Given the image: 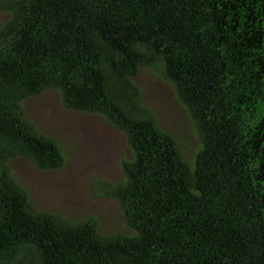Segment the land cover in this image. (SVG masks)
Wrapping results in <instances>:
<instances>
[{
	"label": "trees",
	"instance_id": "16d2710c",
	"mask_svg": "<svg viewBox=\"0 0 264 264\" xmlns=\"http://www.w3.org/2000/svg\"><path fill=\"white\" fill-rule=\"evenodd\" d=\"M0 264H264V0H0ZM170 82L194 126L184 158L135 83ZM57 90L132 158L98 181L128 232L34 205L11 170L63 160L23 102ZM56 139V140H55Z\"/></svg>",
	"mask_w": 264,
	"mask_h": 264
},
{
	"label": "rangeland",
	"instance_id": "374dc122",
	"mask_svg": "<svg viewBox=\"0 0 264 264\" xmlns=\"http://www.w3.org/2000/svg\"><path fill=\"white\" fill-rule=\"evenodd\" d=\"M7 17L0 12V26ZM134 79L142 104L155 115L160 128L175 138L184 158L191 160L198 148L197 135L173 85L157 69H140ZM23 106L32 122L58 140L63 156L59 166L48 170L22 158L10 160L32 203L71 218L91 214L103 232H128L116 201L102 196L97 188L98 181L122 180L121 163L132 158L124 135L98 115L64 108L57 90H44L27 98Z\"/></svg>",
	"mask_w": 264,
	"mask_h": 264
}]
</instances>
